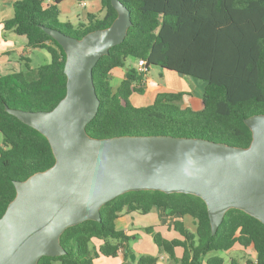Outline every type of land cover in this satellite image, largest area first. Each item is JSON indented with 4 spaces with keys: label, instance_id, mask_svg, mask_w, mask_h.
I'll list each match as a JSON object with an SVG mask.
<instances>
[{
    "label": "trees",
    "instance_id": "1",
    "mask_svg": "<svg viewBox=\"0 0 264 264\" xmlns=\"http://www.w3.org/2000/svg\"><path fill=\"white\" fill-rule=\"evenodd\" d=\"M61 0H16L14 15L4 20V30L25 35L27 48H43L49 63L33 68L30 59L22 71L0 72V218L16 197L14 180L54 165L49 140L36 128L9 113L6 106L28 111L53 109L67 93L63 46L44 27L59 29L78 39L104 29L118 16L111 0H101L104 14H89L86 23L74 25L60 20ZM130 10L132 25L124 41L109 49L93 68L100 106L87 132L95 138L121 135H172L196 137L229 145L248 147L253 132L246 118L264 114V0H121ZM128 58L144 59L140 71L129 67L116 90L112 72L127 67ZM151 65L182 72L204 82L203 107L194 109L179 103L191 92H160L152 104L135 106L134 92L143 93ZM164 209L171 215L191 216L195 232L183 222L173 227L183 239H167L153 227L161 252L174 260L176 248L184 247L179 264H202L212 251H226L236 243L253 245L257 263L264 264V223L238 209H229L213 233L206 202L190 193L161 190H134L117 196L101 207L100 221L88 219L70 226L60 236L66 253L42 256L37 264H93L102 254H125L130 262L131 237L116 229V220L125 212L149 213ZM94 239L103 243L97 249ZM158 256L142 255L135 264H156ZM213 255L207 264H224Z\"/></svg>",
    "mask_w": 264,
    "mask_h": 264
},
{
    "label": "water",
    "instance_id": "2",
    "mask_svg": "<svg viewBox=\"0 0 264 264\" xmlns=\"http://www.w3.org/2000/svg\"><path fill=\"white\" fill-rule=\"evenodd\" d=\"M111 2L118 12L111 26L81 39L44 27L67 54V93L53 109L6 106L46 136L56 161L25 180H14L16 197L0 218V264H37L42 256L65 254L60 236L66 228L100 221L105 203L134 190L201 197L213 233L231 208L264 223V114L245 120L253 132L248 147L172 135L95 138L87 132L100 106L93 68L124 41L132 25L124 3ZM135 258L132 253L129 263Z\"/></svg>",
    "mask_w": 264,
    "mask_h": 264
},
{
    "label": "crops",
    "instance_id": "3",
    "mask_svg": "<svg viewBox=\"0 0 264 264\" xmlns=\"http://www.w3.org/2000/svg\"><path fill=\"white\" fill-rule=\"evenodd\" d=\"M16 0H0V72L10 74L22 71L26 67L27 60L32 62L33 51L27 48L28 39L25 35H19L14 31L4 30V20L14 15V2ZM51 3L53 0H46ZM60 20L69 21L74 25L86 23L89 14L102 16L104 14L101 0H61L59 3ZM31 65V63H30ZM127 67L115 68L111 76V84L114 90L120 85L125 78L126 71L129 67L137 66L138 61L134 58H128ZM161 68V67H160ZM147 73L143 88V93L134 92L130 99L135 106H146L152 104L160 92H177L186 91L191 94H185L183 100L179 103L186 107L200 109L203 107L202 93L204 86L187 80L185 75L166 69H159L161 81L156 80L152 75ZM0 146H3V135L0 134ZM180 221L185 226L195 232L196 224L191 216L171 215L164 209H154L149 213L143 214L137 211L123 212L116 220V227L131 237L129 246L132 253L135 254V261L142 255L158 256L156 264H179L184 253V247L176 248V257L174 260L166 252H161L154 241L153 235L145 231L147 227H153L155 231L167 239H183L182 235L173 227L174 223ZM135 234L134 237H132ZM133 240V241H132ZM93 243L98 249L103 243L102 240L94 239ZM224 252V253H223ZM131 253V254H132ZM218 251L210 252L203 260L202 264H207V259L217 254ZM224 257V264H256L257 253L253 245L245 247L236 243L232 248L221 251ZM130 254V255H131ZM125 261V254L120 251L116 256L98 255L93 259V264H122Z\"/></svg>",
    "mask_w": 264,
    "mask_h": 264
},
{
    "label": "rangeland",
    "instance_id": "4",
    "mask_svg": "<svg viewBox=\"0 0 264 264\" xmlns=\"http://www.w3.org/2000/svg\"><path fill=\"white\" fill-rule=\"evenodd\" d=\"M31 50L33 51V54H32V62H30V63H31V66L33 68H37L40 65L49 63L51 61V55L46 49L34 48V49H31ZM159 69H161L159 66L151 65L149 67V70H150L149 74L152 75L156 80L161 81V76L158 73ZM186 78H188L187 80H190V81H193V82L197 83V85L199 84L202 87L204 86V82L202 80L196 79V78L191 77V76H186ZM0 134L3 135L1 132H0ZM116 229L119 230L118 227H116ZM134 236H135V234L132 237H134ZM218 252L219 253H217V254H220V255L224 253V252L220 253L221 251H218Z\"/></svg>",
    "mask_w": 264,
    "mask_h": 264
},
{
    "label": "built area",
    "instance_id": "5",
    "mask_svg": "<svg viewBox=\"0 0 264 264\" xmlns=\"http://www.w3.org/2000/svg\"><path fill=\"white\" fill-rule=\"evenodd\" d=\"M146 66V61L144 59L138 60V68L140 71H143Z\"/></svg>",
    "mask_w": 264,
    "mask_h": 264
}]
</instances>
